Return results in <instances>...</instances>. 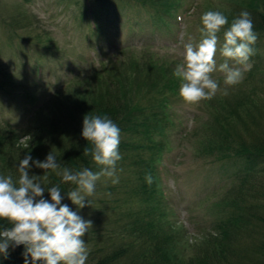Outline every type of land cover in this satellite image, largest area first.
<instances>
[{"label": "trees", "instance_id": "1", "mask_svg": "<svg viewBox=\"0 0 264 264\" xmlns=\"http://www.w3.org/2000/svg\"><path fill=\"white\" fill-rule=\"evenodd\" d=\"M89 1L101 6L137 3L162 20L163 14L174 12L180 0ZM232 1L236 7L229 9L230 15L236 17L245 10L251 13L258 34L255 53L264 41V0ZM142 60L100 62V69L88 78L76 81L75 76L65 77L62 85L75 86L68 94L57 90L54 100L36 111L39 121L28 132L31 140L25 144L19 142L24 134L0 127V175H11L15 181L19 160L26 154L33 161H44L50 152H55L62 166L98 171L91 156L83 154L91 144L81 136L82 122L86 114L106 115L121 130L122 159L117 163L121 186L107 182L100 192L95 191L98 205L90 209L100 216L107 213L109 227L94 232L96 246L90 251L89 264H264V96L255 92L258 84L232 99L224 95L211 101L214 114L207 120V137L199 146L202 154L221 163H241L245 175L238 176L237 185L220 203L229 212L192 244L183 226L170 220L172 208L158 173L168 145L167 131L175 127L171 101L180 96L181 81L154 58ZM262 77L258 83H264ZM29 174L42 176L44 170L33 166ZM146 174L151 175V184L146 182ZM47 175L49 180L43 182L46 189L58 184L66 193L73 187L61 183L54 172ZM44 197L48 198L47 192ZM67 199L65 195L62 203ZM0 226H6V221H0ZM23 253V246L10 248L6 258L0 255V264H24Z\"/></svg>", "mask_w": 264, "mask_h": 264}, {"label": "rangeland", "instance_id": "2", "mask_svg": "<svg viewBox=\"0 0 264 264\" xmlns=\"http://www.w3.org/2000/svg\"><path fill=\"white\" fill-rule=\"evenodd\" d=\"M234 7L232 0H180L174 12L163 14L160 20L153 11L137 3L101 6L89 0H0V127L24 134L19 142L25 144L29 140L23 138L31 136L28 132L38 124L36 111L50 103L48 100H54L57 90L68 94L75 86L62 85L61 81L65 77L75 76L76 81L88 78L100 69V62L115 64L134 58L141 63L142 58L148 61L150 57L157 65L174 71L183 61L184 44L195 45L203 38L202 14L221 11L230 24L235 17L229 9ZM218 35L222 43L223 30ZM215 59L217 65L225 60L219 46ZM229 63L235 66L233 61ZM250 63L251 70L233 86L224 84L223 73H212L221 91L211 100L189 104L178 96L171 101L170 115L175 127L170 126L167 131L168 145L158 163V173L172 208L170 220L183 226L192 244L229 212L220 203L237 185L238 176L245 175L243 164L205 158L199 146L207 137V120L214 114L211 101L224 96V88L232 99L258 84L255 92L264 96V83H258L264 75V41L250 57ZM110 182L102 178L96 192ZM96 197L99 195L90 197L91 205L82 209H77L69 199L65 202L85 220L92 221L83 238L90 251L96 246L94 232L96 235L109 227L107 213L100 216L90 209L98 205Z\"/></svg>", "mask_w": 264, "mask_h": 264}, {"label": "clouds", "instance_id": "3", "mask_svg": "<svg viewBox=\"0 0 264 264\" xmlns=\"http://www.w3.org/2000/svg\"><path fill=\"white\" fill-rule=\"evenodd\" d=\"M201 23L203 38L195 45L184 44L183 61L173 73L181 81L180 97L189 104L211 100L221 91L219 82L211 75L216 71L224 74L225 85L240 83L244 73L251 70L250 57L254 55L253 45L258 40L251 13L246 10L233 18L230 25L221 11L204 12ZM222 30L221 43L218 34ZM218 46L225 58L219 65L215 59ZM223 94H228L227 88L223 89ZM81 136L91 144V148L85 147L83 154L91 156L98 171L90 168L76 171L62 166L50 152L44 161H33L26 154L19 160V176L15 181L11 175H0V221H6V226H0V255L6 258L10 248L23 246L24 264H86L90 249L83 238L91 229L92 221L85 220L62 201L66 195L77 209H82L91 205L89 198L94 196L102 178L110 179L112 184L119 183L117 163L122 159L119 151L121 130L106 115L86 114ZM23 139L30 141L31 137ZM33 166L44 170V175H30L29 169ZM49 171L56 173L61 183L72 185L71 190L65 193L58 184L46 189L43 182L49 180ZM145 180L151 184V175L146 174Z\"/></svg>", "mask_w": 264, "mask_h": 264}]
</instances>
